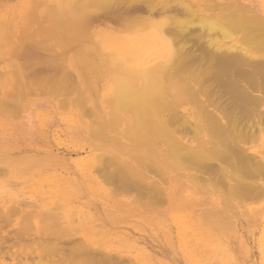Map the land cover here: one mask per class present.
Returning <instances> with one entry per match:
<instances>
[{
  "label": "bare ground",
  "instance_id": "obj_1",
  "mask_svg": "<svg viewBox=\"0 0 264 264\" xmlns=\"http://www.w3.org/2000/svg\"><path fill=\"white\" fill-rule=\"evenodd\" d=\"M141 1L142 0H140L139 2H141ZM149 1L146 2V4H150L151 10H152V8H154V9L156 8L155 12H157V10L161 8L160 10L162 12H164L163 14H162V12H160L161 14H159L162 17L157 16L158 12L156 14H154V16L151 15L154 18H155V16H157L156 19L159 17L158 21H156L152 17H151V20L153 19L154 21H151L150 18L146 17L147 14L150 15L151 10L149 11V13H147V11L149 9H145L146 15L144 16V14H143L141 16H144L149 21L143 20L142 18L141 19L143 20L144 23L148 22L147 24H144V23L141 24L142 22L140 24H137V23H139V21H137V23H136V22H134V20H132L131 21L132 24L130 23L131 24L130 25L129 22L127 23V21H129L128 19H130L131 16L129 18L126 17V19L127 18L128 19L127 20L125 19V20H126V23L129 24V26L126 27L127 31L125 30V28L121 27L122 29L125 30V31L124 30H121V31L127 32V33L122 34V33H114L113 32V33L108 34V35L103 34L104 36L99 37L97 41L95 40V42H93L94 39L92 38L91 39V40H93V41H91L92 44L96 43L94 45L95 46L97 45L95 49H94V47H95L94 45L83 42V41H87V40H85L86 38L85 39L83 38L84 40L82 38H80V36L82 35L81 33H80L79 38L81 39V41L83 40L82 41L83 43L80 41H77L79 38L75 37L77 39L76 40L73 37L76 40V42H74L72 40L75 45H78V43H80L82 45V46L79 45L77 47L73 45L74 46L73 48L76 47V50L78 49V52H81L80 50H82V49H79V48H82L84 46L83 47L84 51L83 50L82 51L85 53L79 54L76 50H74L75 53L77 52L80 55V57L82 55L83 56L80 58L79 55H77V58L75 57V59H77L76 61L73 58L74 64L70 65L69 67L65 66L66 62L64 59V55L61 56L62 57L61 59L64 60V61L63 60L61 61V64L63 62L64 66L59 65L58 59L60 57L58 58L57 57L58 55L56 56L58 59H56V57H54L55 55H53V57L55 59L52 58V59H54L53 61H55V60L57 61V63H56V61L54 63H56V65L57 64L59 65L61 70H63L62 73L67 74L66 77L68 79L71 76H73V74H74V76L75 75L77 76L78 82H76V80H74L73 77H71L74 80V84L71 85L72 87L70 86L69 94H71V90L72 91L75 90L77 92V96H79L78 99H80V98H82V99L78 100L76 97V101L74 99V101H72V104H74L73 102L77 103L79 101L80 102L82 101L83 105L80 103H78V104H80V106L82 105V107L84 108V106L87 105V104L85 105L84 102L89 103L93 99V98L91 99V97H90L92 95L91 93H93V95H95L94 92L97 93L96 94L97 99L95 100V102H93V103H95L94 107L93 108L90 107L91 111H92V113H90V114H91V116L99 119L98 120L99 122L95 121L96 119H93L94 120L93 122L98 123V124L96 123V125H98V127L96 126L98 129L92 128V130H95V131H93L95 135L92 133L91 134L92 137L90 135V138L101 139V141L103 143L100 144L99 146H97L96 148H97V150L99 148L102 149L101 151L103 153H104V151L107 152V154L105 152L104 155H103V153L102 154L99 153V155H101V156H99V155H98L99 157L97 156V158H98L97 161L100 163V165H98V166L96 165V166L98 167L99 170L101 169V171H99V175H100V173H105L104 174L105 176H103V174H101L104 177L105 181H108L110 179L113 182L118 183L117 184L118 186L120 185L119 183H121L122 184L121 187H123V184H124V186L126 185L129 188V190H131V191L133 189H134V192L139 191L141 196L138 194L137 195L140 197H144L145 194L147 196V194L149 195L150 193L154 192L153 193L154 195L153 194H150L151 196L149 195L150 198L151 197L153 198V196L158 195V194H156V192L160 191L159 189H163V187H162L163 185H167L166 183H173V182L181 183V189L187 190L192 185L194 187H191V188L198 189V190H194L193 192H191L190 195L195 194L197 196V195L203 194V196L204 195L206 196L208 194L206 197L207 200H202L201 202L200 201L197 202L198 205H196L197 203L195 204L196 201L194 203L192 201V204L196 205V207L191 206L192 204L189 206V204H188V206L184 207L185 209L183 208V210L182 209L180 210V212H181V218L180 219H181L182 223L185 225V229L188 232H190V237H191L190 239H192V242L194 240H195L194 242H198V239H201L200 237L199 238L197 237L198 232L196 233V231L203 230L205 228H206L204 230L205 232H208L209 230H211V228H212V230L217 229L218 226L219 227L223 226L224 228L227 227L228 229H230V231H232L231 227H232V229H234V226H235L234 220H232V219L234 217H238V216H239L238 219H240V216H247V215L255 217V218L260 217L259 220L261 222L263 221V224H261V225H264V14H261L258 10H256L251 5L243 3V2H239L236 0H230L228 2V4H226V5H222V2H220L218 0H153V1L151 0L152 2H154L153 3L154 5H151V1H150V3H149ZM117 2H119V4H120L122 1L121 0H119V1L118 0H0V8H2L4 6L13 7V8H10L9 10L3 11V12L0 11V24L5 23L6 21L7 22L10 21L11 23L16 22L15 24L17 26H19V25H23L22 23L29 20L30 15H32L31 17H33V19H35L34 16L36 17L38 15V16H42V18H43L42 19V23H44L43 27H45V23H47L48 20L50 21V19H48L47 17L52 18L53 21L57 22L58 24L64 25L63 27H65V28L66 27L69 28L70 25H71L70 27H73L72 26L73 23L74 24L84 23L83 25H85V23L87 24V22H90V21L96 22L98 20L97 22H100L99 18H102L103 15L106 13L104 10L107 11V7H108V9L109 8L111 9L110 6H112V5L118 6ZM135 2H136V0L134 1V3ZM139 2H137V3H139ZM134 3H132V4L137 5ZM155 3H156V5H155ZM142 4H145V2L143 1ZM142 4L140 6H142ZM146 4H145V8H147ZM126 5L129 6L128 4H126ZM157 5H158V7H156ZM171 5H173V6L175 5V6L173 7ZM152 6H154V7H152ZM159 6H160V8H159ZM161 6L163 8H165V11H167L170 7H173L172 8L173 10L169 11L171 9L170 8L168 10V12H170V13H167V12L165 13V11L162 10ZM178 6H179V8H178ZM138 7H139V5H138ZM175 7L178 9L179 12L181 9H182V12L185 11V16L182 15V17L181 16L179 17V15H181V14L177 15L179 12L177 10L176 11L178 13L175 12V10H174V9H176ZM129 8H128V10L126 8L127 13L126 12L125 13L128 14L126 16H129L131 14L128 12ZM141 8H142V10H144L143 6ZM160 10H158V11H160ZM115 11H112V12H115ZM138 11H139V8H138ZM141 11H139V12H141ZM108 12H109V10H108ZM135 13L132 12V14H135ZM109 14H111V16H112V13H109ZM137 14L135 15V17L137 16V20L138 19L140 20V18ZM151 14H153V12ZM120 15L121 14H119L118 17ZM122 16H124V15H122ZM109 17H107V18L109 19ZM103 18H106V17H103ZM113 18H117V15L115 17L112 16L111 19H113ZM111 19H109V20H111ZM132 19H133V17H132ZM104 20H103V22H104ZM125 20L123 22V20H121V18H119L120 22L125 23ZM35 21H36V19H35ZM38 21H41V18ZM117 21H118V19H117ZM50 22H52V21H50ZM55 22L53 23L54 27L57 26L58 29L60 31H62L63 29L61 30V28H59L62 25H60V26L56 25L55 26V24H56ZM63 22H65V23H63ZM97 22H96V24H97ZM103 22H102V24H103ZM36 23H37V21H36ZM93 23L91 24V26H90V24H87L86 31L88 30L89 26H90L89 28L92 29L91 27H93L92 26ZM133 23H136V24H133ZM39 24L42 25L41 23H39ZM66 24H69V26H67ZM110 24H111V22H110ZM10 26H11V24H10ZM103 26H105V25L103 24ZM6 27H8V26H6ZM38 27H39V25H38ZM80 27L81 26L79 25V28L76 30L77 32L80 31L79 30ZM111 27H109V28H111ZM47 28H48V26H47ZM42 29L43 28H41L39 31L45 32L44 29L43 30ZM50 29L51 28L46 29V30L48 31ZM56 29H55V32H56ZM69 29H71V28H69ZM59 30L57 33H59ZM66 30H67L66 33L67 34L69 33V36L73 32V29H72V31H70L66 28ZM117 30H118V28H117ZM52 31H54V30H52ZM83 31H80V32L83 33ZM86 31H84V33ZM89 31L90 30H88V32H87L88 34L85 33L87 36H90V34H91ZM192 31H196L197 35L196 34L195 35H196V37L198 36V39H200V41H199V40H196V38H195L194 41L196 40L195 42H197V44L194 43L193 46L195 45L197 48H201V50L197 51V49H195L196 47L193 48L191 45L190 47H192L196 51L192 50V49L190 50V48H189V52H188V49L186 50L185 47L192 43L191 36H194ZM49 33L50 32H48V35H49ZM189 33H190V35H187ZM191 33H192V35H191ZM75 34H73V35H75ZM60 35H61V33H60ZM28 36H26V38ZM65 36L67 37V35H65ZM82 37H85V35H82ZM19 38H21V37H18V40H19ZM56 38L57 37H55V39ZM189 38L191 40V41H189L190 44L187 42L189 40ZM192 39H193V37H192ZM59 40H61V39L59 38ZM68 40L71 41V38L68 37ZM10 41H12V40H10ZM20 41H19V43H20ZM24 41L25 40H23V42ZM72 41H71V43H72ZM63 42H62V44H63ZM198 42H201V43H198ZM21 44H20V46H21ZM39 44L41 45L42 43H39ZM48 44H49V42L47 44H45L46 47L48 46ZM65 44H63V45H65ZM85 44H86V49H85ZM199 44L200 45L203 44L202 47L201 46L198 47L197 45H199ZM69 45H71V44H69ZM60 46L62 47V45H60ZM49 47L50 46H48L46 49H48ZM66 47L68 48L70 46H66ZM23 48H24V46H23ZM43 48H45V46H43ZM65 48L63 46L62 52L67 49V48L66 49ZM73 48H71V49L73 50ZM87 48H89V49H87ZM187 48H188V46H187ZM18 49H19V47H18ZM18 49L17 48L13 49V51L14 50L16 51ZM96 49H97V51H96ZM29 50H31V49H29ZM29 50H22V52H25V51L29 52ZM42 50H44V49H42ZM87 50H89V51L93 50V51L92 52L90 51L91 52V54H90V52ZM13 51H12L13 54L11 53V57L12 56L14 57L15 51L14 52ZM18 51H20V50H18ZM44 51H48V50H44ZM44 51H42V52L47 53ZM54 51H56V50H54ZM74 51H72V52H74ZM193 51H195V52H193ZM49 52L50 51H48V53ZM190 52L192 54L195 53V56H192V54ZM198 52H200L201 54ZM8 53H9V49H7L5 45H0V108H2V106H4L7 103V101H6V103L4 102L5 101L4 97H7V98L9 97V99H10V97H13L12 99H15L14 94H12V92H9L11 89H14V91H16L15 96L17 97L19 95L20 99H21L22 94H24V96L27 95L26 98L24 96H22V98H24V99L21 100V102L23 101L21 104L25 105L24 110L21 111V109H20V111H19V107H18L16 111H19V112H16V113L13 112L12 107L14 105L18 106V104H14V103H13L14 104L13 106L6 105L7 107H5L4 109L6 111L7 110L6 108H9L12 111L11 112L9 109L7 110V111H9L8 115L12 117L11 121H14L13 123H15L14 127H13L15 129L13 131V136L22 135L25 139H27L28 141L29 140L31 141V140L35 139L36 137H38V135L43 133L42 132V126L44 124L45 119H43L42 116L47 115V111H46L47 108L46 107L53 105V102H54L52 100L51 101L44 100L41 97L48 96L49 98L52 97L54 99V97L60 96V94H62V92L65 89H67V91L66 90L64 91L65 93H63V95L66 94V96L64 97V101L66 102V104H68L69 103V102H67L68 98H66L67 96H69V94L67 93L68 92L67 86L70 85L72 81L66 80L67 78L64 76V74H62V75L66 79L63 76H62L63 78L61 79V77L57 76V73H55L56 76L60 78L57 81L66 80L70 83V84L68 83V85L66 86V85H64L65 84L64 82H63L64 83L63 84L62 82L59 81L60 83H62L60 85V83L58 84V82L56 81V83L58 84V85H56V83H54L53 81L56 80L57 78L55 79L53 77L54 80L51 79L52 76H54V75H52L53 73L51 74V77L48 78L45 75V73L43 72L45 77L49 80L50 84H53V85L55 84L56 87L54 89H50L51 86L49 88L42 86L44 91H40L39 85L44 84L42 82V80L39 79L40 80L38 82L39 84L34 85L32 82L33 81L32 77L29 75H26L27 77H31V79L29 78L31 80V82H29V81H27V82H29V85H30L32 90L28 94L23 93V90H26V89H24V87L26 88V86H27L26 80H28V79L25 80V78L23 77V73L20 72L21 74H18L19 71L15 69L17 66H19V65H16V64H18L19 61H17V63L15 64L16 67L14 68V70L11 71V66L8 65V62L10 61L11 57L9 59L7 58ZM17 53H19V52H17ZM75 53L74 54L72 53V57L74 55L76 56L77 53L76 54ZM96 53H98V54H96ZM20 54L22 55L21 52H20ZM26 54H28V53H26ZM66 54H68V53H66ZM84 54H87V56ZM94 54H96V55H94ZM196 54H200L201 56L197 57ZM49 55L52 57V54L49 53ZM88 55L91 57L94 55L93 56L94 59L91 60V57H89ZM84 56H85V58H84ZM97 56L99 57L98 60H97V58H98ZM29 57H27V58H29ZM45 57H46V55L43 54L42 58H45ZM78 57H79V59H78ZM15 59H18V57L17 58L15 57ZM11 60H13L12 63H15L13 58ZM31 60H33V59H31ZM37 60L38 59H36V61ZM49 60H51V59H49ZM49 60H47V61L49 62ZM78 60H79V62H78ZM94 60H96V62ZM97 61H98V63H97ZM50 62L52 64V66L53 65L56 66L55 64H53L52 61H50ZM76 62L79 63V66L81 65L80 68L77 64H75ZM80 62H82V64ZM90 62L91 63L94 62L93 63L94 67H93V65H91ZM22 63H20V64H22ZM38 63H40V62L38 61ZM97 64H99V66ZM12 65L14 66V64H12ZM40 65H42V64H40ZM95 65H97L98 68H96ZM54 66H53V68H54ZM41 67H43V66H41ZM62 67H64V69ZM67 67L70 70H67ZM82 67H83V70H82ZM99 67H100V70H99ZM30 68H31V66H30ZM34 68H35V66L32 67V69H34ZM60 68H57V69L60 70ZM77 68L80 69L79 70L80 72L78 71ZM95 68L98 69L99 71L96 70ZM15 70H16V72L17 71L18 72L13 73V72H15ZM41 70H43V69H41ZM41 70L38 69V71H41ZM22 71H23V69H22ZM25 71H26V73L28 71L29 72L28 74L31 73V70L30 71L25 70ZM56 72H57V70H56ZM32 73H33V77H34L35 73H36V75H38L37 71H35V73L34 72H32ZM58 73L61 74V72H59V71H58ZM16 74H18V78H17ZM209 74H211V77H212V78L211 77L210 78L212 80H214V82H217V83H215V85H213L214 82L212 81L211 84H212L213 88H211V89L216 90V87H217L216 84H217L218 85L217 91H221L222 94H224V96H225V94L227 95L224 97V99H226L229 96V98L226 100L230 104L225 101L226 104L229 106V108H228V106H226V104H225L226 108H224V107L222 108V106H220V104H218L219 100L217 101L218 103L217 102L215 103V101L213 99H211L214 96L213 94L211 96H209V94H208V89L210 88L209 80L211 81V79H209L208 77H207L208 79L206 78V76ZM21 75H22V77H21ZM68 75H70V77ZM36 77L37 76H35V78ZM17 79H19V80H17ZM51 80L53 83L51 82ZM44 82L46 83V84H44V86L49 84V82L46 80ZM84 82L85 83L88 82L91 85L90 86V85L85 84L88 87L86 88L84 86V90L82 89L84 92H85V90H88V89H90V91L93 90V91H91V93L89 91V96H87L88 95L87 94L85 96V98H84L85 93L83 94V91L81 90V88L75 87L76 86L75 84L78 83V86H81L82 83H84ZM25 83H26V86H25ZM59 85H60V87H59ZM62 86L63 87L65 86L67 88L64 87L62 89ZM92 86L93 87L95 86V87L93 88ZM28 88L29 87L27 86V89ZM59 88H61L62 90L57 91ZM95 88H96V90H95ZM78 90L81 92V94ZM217 91H215V92L218 94L219 92H217ZM17 92H20V93L17 94ZM21 92H22V94H21ZM59 92H60V94H59ZM56 93H58V95ZM55 94H56V96H55ZM82 94H83V96L80 97V95H82ZM63 95H61V96H63ZM220 95L221 94H218L219 97L223 96V95H221V96ZM20 99H17V100L20 101ZM229 99H230V101H229ZM59 102H61V104H64V103H62V101H59ZM225 102H223V103H225ZM61 104H60V106H61ZM78 104H76V106L74 104V106L80 107V106H78ZM222 105H224V104H222ZM8 106H10V107H8ZM15 108H16V106H15ZM13 109H14V107H13ZM60 109H64V108L62 107ZM82 110H80V111H82ZM0 111L4 112V111H2V109ZM93 111H94V113H93ZM10 112H11V114H10ZM82 113H83V111H82ZM85 115H84V117H85ZM91 116L88 117L89 120H90ZM244 118H246L245 121H244ZM67 121H71V120H69V118H68ZM244 122H246V123H244ZM247 124H249L248 128H246ZM6 125H8V124H5L4 126H6ZM251 127H253L254 129L256 128V130L259 131L258 134H257V132H254L255 130L253 131ZM9 128H10V126L8 127V129ZM249 128H250V131H252L251 133L247 132ZM90 130H91V128H90ZM96 130H98V131H96ZM107 131H109L108 133H110V135L107 133ZM93 136H95V137H93ZM109 139L114 141V142L111 141L113 145L111 144ZM105 142H110L109 144H111L113 146V151L110 149V148H112V146H110L109 144H107ZM5 146H6V143H5ZM93 146L95 147L96 144L95 145L93 144ZM92 150H94V149H92ZM109 152L111 153V155H108ZM1 153H3V152H1ZM6 154L7 153H3L0 155V156L5 155V157L2 156L3 158L0 159V162L3 161L2 162L3 164H4V161L8 162L9 164L12 163V169L14 168V170H15L17 168L16 166L18 163H14V162H19L20 159L18 161H14L12 159L14 161L13 162L11 160V158L8 157ZM8 154H9V152H8ZM55 155H57V154H55ZM55 155H53V156H55ZM50 156H51V158L53 157L52 155H50ZM57 156H55V157H57ZM22 158H21V160H25L24 157H22ZM26 158H28V157H26ZM41 158H40V161H44V159L42 160ZM60 158L61 157H59V159ZM99 158H100V161H99ZM105 160H106V162H111V165L113 164V168H112V166H111L112 169L110 168L111 170L107 169L108 170L107 171L105 169L106 167H104V168L100 167ZM38 162H39V160H38ZM77 163H79V162H77ZM42 164H43V162L41 164L36 165V166L33 164L34 166L32 167V169H30V165L32 166V163H31L28 167L29 169H27V168H25V169L27 171L30 170L29 172H31V170L36 169L37 166H41ZM46 164H48V163H46ZM108 168H109V166H108ZM12 169H11V171H13ZM203 169H205V171L207 170L208 173L209 172L212 173V174H208V176L206 178V179H208L210 176V181H208V182H210L211 184H209L207 182V180H205V179H203V182H202V180L199 181L201 179V177H198L197 171L200 170L199 175L203 176V171H204ZM23 170H24V168H22L21 174H24ZM102 170H104L105 172ZM192 171L193 172L196 171L197 173H192ZM4 172H5V170H4ZM2 173H3V171H2ZM7 173H8V171H7ZM37 174H39V173H37ZM205 174H204V176H205ZM213 174L217 175L216 176L217 179L215 178V176ZM27 175H28V173H27ZM211 175H213V177ZM103 177H102V179H103ZM213 178H214V180L216 179L215 183H213ZM109 183L110 182H108V184ZM35 185H37V184H35ZM210 185L212 186V188L214 187L213 188L214 190L210 189ZM140 188H143V189L145 188V190L147 189L146 191H148L150 193L143 191L145 193V194H143V192H141L142 190L140 191ZM60 189L61 188H59L58 191L54 192L55 198H53L52 201L50 200L51 203H50V207H48V210H45V211L43 210V212H44L43 214L45 216H46L45 212L48 211L47 215H51L50 217L52 218V220H50V218H49V220H47V219H45L47 217L42 215L41 221H43V223L45 220H47V221L43 225H41V228H42L41 230L42 231L43 230H45V231L49 230V232H50L51 230H54L56 228H60L59 230L56 229L57 231H60L58 233H55L54 231H52L57 235H55L54 233H52V234H54V236H58L59 234H63V236H61V237L69 236L71 238V240L69 242L70 243L74 242L73 244L76 243L78 245V247L74 248L76 245L72 246L75 249V250H73L74 252L72 251V248H70V251H72L71 255H64V253L66 254V252H65L66 250L65 251L64 250L59 251V252L63 253L64 257L60 256L62 254H60L58 252V254H60V255H58L60 257V259H57V256L55 254L58 251L57 249H59V248H57V246L58 247L60 246L59 244L57 246H56L57 243L53 244V245L51 244L52 246L51 245H47V246L43 245V241H44L43 237H42L43 241L42 242L40 241L41 243L37 240L36 242H33V244L34 243L35 244L37 243V245L41 244L44 247L40 249V247L38 246L39 247V248L37 247L38 249L48 250V251H46L47 253L48 252L55 253L54 255L56 256V259L55 258L53 259V261H54L53 264H84L85 262H86V264H89L91 262V259H89V256L86 257V255H87L86 250L87 249H91V250L93 249V252H94V249L96 250L97 248H100L99 247L100 240H104V238L103 239H98V238L101 235L103 237H105V236L107 237L108 235H106V234H112V233L114 234V232H112V233H110V231L101 232L102 230H100V228L89 227L84 222L83 223L81 222L80 224H78L79 226L77 225L78 226L77 228L73 227L74 222L72 219L75 216H77L78 214H80L79 215L80 218L83 215V213H85V215H86V212L84 211L85 209L83 208L84 210H82V209L79 210V209H76L77 207L76 208L71 207L69 205V203L64 204L65 201H60L59 200L60 193L64 188H62L61 190ZM135 189H137L138 191L137 190L135 191ZM115 191H117V189ZM161 191L163 192L164 190H161ZM51 192H53V191H50V193ZM127 192H128V190H127ZM215 192H218V194ZM120 193H121V191H120ZM157 193H159V192H157ZM113 194H115V193H113ZM128 194H125V196ZM215 194H217V195L220 194L222 196L221 197L219 195L221 198L218 197V199L223 202V203H221V204H223L222 208H221L222 210H218L216 212L212 209L206 210V208L205 209L203 208L206 212L204 211L205 212V213L203 212L204 214L200 213L202 211V210H200L201 209L200 206H203L206 203L209 204V203L214 202L215 200H213V198H214ZM161 196H162V194H161ZM161 196L159 198H161ZM135 197H136V195H135ZM140 197H138L139 199L137 198L139 200V202L145 203V201L148 199L146 197L147 199L145 201H141ZM176 197H177L176 191L174 193L170 192V193L166 194V198L169 201H173V199H175ZM163 198H164V196H163ZM144 199H145V197H144ZM160 200H162V199H160ZM246 200H254L255 202H258L261 200H263V201H261L260 203H257V204H259V206L254 207V206L248 205L246 203ZM148 201L149 200H147V202H146L147 204H149V202L151 200L149 202ZM25 202L27 203L29 201H25ZM67 202H69V201L67 200ZM152 202H150V204H151V206L153 205L152 207H154L155 204H157V203L152 204ZM26 203L22 207V211L24 210L23 208L27 206ZM33 203L36 204V202H33ZM27 204H29V207L32 205H35V204H32V202L27 203ZM165 204H166V202L164 203V205ZM19 205L22 206L21 204H19ZM2 206H4V205H0V207H2ZM12 206L14 207V204L11 205L10 208H13ZM156 206H158V204ZM156 206L154 208H157V210H158L159 206L158 207H156ZM36 207H37V204H36ZM36 207H34V208H36ZM160 207H163V205ZM198 207H200V208L198 209ZM10 208H9V210H11ZM14 209L16 210V207H14ZM14 209H12V210H14ZM146 209H148V208H146ZM17 210L19 211L20 209L17 208ZM17 210H16V214L12 211L11 212L14 213L15 216L17 215V213L20 215L19 212H21V211L17 212ZM152 210L153 209H151L150 212ZM31 211H32V209H31ZM158 211H160V210H158ZM29 212H28V214H29ZM32 212H30V213L33 215ZM24 213H25V211H24ZM36 213L34 211V214H36ZM0 214H1V208H0ZM31 214H29V215L26 214L27 215L26 217H25V214H23V216L25 217V219H27V217H29ZM8 215H9V211H8ZM161 215L164 216L163 213ZM3 216H5V214H3ZM89 216H90V214H89ZM215 216H216V218H215ZM24 217H23V219H24ZM204 217L206 218L207 221L205 220ZM218 217H221L220 219H222V221H223L222 222L220 220L222 223L220 222L219 224H221V225L216 224L218 222V220H216V222H214L215 221L214 219H218ZM202 218H204V223L201 222ZM31 219H33V217ZM31 219L28 218V220H31ZM61 220H63V222H61ZM6 221L8 222L9 219H7ZM10 221H11L10 223H12L13 219L12 220L10 219ZM27 222L28 221H25L26 224L32 223L30 221H29L30 223H27ZM75 222H77V221H75ZM94 222H95V220H94ZM58 223H60V224H58ZM205 223H207V224H205ZM41 224H42V222H41ZM63 224L64 225L66 224V225L63 226ZM95 226H98V225H95ZM216 226H217V228H216ZM31 227H33V226H31ZM22 228H24V227H22ZM28 228H30V227L27 226L26 230ZM224 228H222L223 231H224ZM0 229H1V226H0ZM236 229H237V227H236ZM26 230H24V231H26ZM41 230H40V236H41V232H42ZM19 231L21 232V230H19ZM35 231L36 230L34 228V233H36ZM10 232H11V230H10ZM26 232H25V234H26ZM46 232H48V231H46ZM46 232H43V233L45 234ZM31 233H33V232H31ZM208 233H209L208 235H210L209 238L212 239L213 236L210 233V231ZM224 233H226V232H224ZM46 234L49 235V233H46ZM103 234H105V236ZM7 235L9 236V232L7 233ZM28 235H29V233H28ZM93 235H95V236L92 237ZM218 235H220V233ZM227 235H225L226 238H227ZM36 236H37V234H36ZM46 236H45V238H46ZM14 237H15V235H14ZM61 237L58 236V237H55V239H54L53 235L51 237L49 236V238L51 239V241L53 243L58 242V240H56V238L57 239L60 238L59 242H61V243H62L61 240L65 241L64 240L65 237L64 238H61ZM69 237H68V239H69ZM108 238H110V236H108ZM27 239H29V238H27ZM50 239H49V242H50ZM68 239L66 238V240H68ZM22 240H24V239L22 238ZM39 240H41V239H39ZM19 241H21V240H19ZM202 241H204V240L202 239ZM208 241H210V240H208ZM211 241H213V239ZM14 242H16L15 239H14ZM190 242H191V240H190ZM225 242L227 243V241H225ZM5 243L3 245L6 246L8 242L6 244ZM10 244H12V243H10ZM25 244H27V243H25ZM18 245H20V244H18ZM204 245H205V242H204ZM206 245H207V243H206ZM61 246L63 247V244ZM209 246H211V245H209ZM28 247H30L29 244H28ZM70 247H71V245H70ZM32 248L33 247L31 246L30 249H32ZM2 249H4V248H2ZM17 250L18 249L16 248V251ZM91 250H89V251H91ZM9 251L11 252V250H9ZM23 251H22L23 253H21V252L18 253V254H20V257L25 252H27V251H25V249H23ZM32 251H35V248H33ZM89 251H88V254L91 255V252L89 253ZM101 251H99V254L103 255L101 257L105 258L106 257V256H104L105 252L103 251L104 253L103 252L101 253ZM6 252H7V250H6ZM42 252H44V251L42 250ZM42 252L40 251L39 256H42V254L45 255V253H42ZM0 253H1V251H0ZM28 253L29 252H27L26 254L28 255ZM33 253L34 252H32V254H30L31 257L36 256V254L33 255ZM96 253L97 252H95L94 254H96ZM16 254L14 253V255H15L14 257L17 258ZM68 254H69V252H68ZM94 254H92V256H94ZM111 254L108 253V255L107 254L106 255L108 256V258H113V256L109 257V255H111ZM44 255H43V257H44ZM54 255L52 257H55ZM112 255H114V254H112ZM39 256H37V258H39V260H40L39 264L41 263V261H42V264H45V263L47 264V262H45V263H43V262L48 261L49 258L47 260L46 259H40L42 257H39ZM47 256H45V257H47ZM49 257L51 260L52 257L50 255H49ZM96 257H95V259H97ZM86 258H87V260H86ZM99 259L101 260V258H99ZM105 259L103 261H105ZM129 259H131V257ZM25 260L28 261L29 260L28 257H27V259H24V261H22V259H21L22 262L26 263L27 261L25 262ZM35 260H38V259H35ZM35 260L33 257V261H35ZM100 260H99V262L102 263L103 261L101 260L102 261L101 262ZM7 261H8V259H7ZM21 261H19V262L17 261L18 263H16V264H20ZM30 261H31V258H30ZM78 261H80V262H78ZM109 261H112V260H109ZM132 261H133V259H132ZM29 262H27L26 264H28ZM87 262H89V263H87ZM114 262H115V260H114ZM112 263L113 262H111L110 264H112ZM31 264H33V263H31ZM93 264H96V263L94 262ZM104 264H106V263H104ZM119 264H122V262L120 263V261H119Z\"/></svg>",
  "mask_w": 264,
  "mask_h": 264
},
{
  "label": "rangeland",
  "instance_id": "obj_2",
  "mask_svg": "<svg viewBox=\"0 0 264 264\" xmlns=\"http://www.w3.org/2000/svg\"><path fill=\"white\" fill-rule=\"evenodd\" d=\"M121 1L122 2L120 4H119V2H117L118 6H115V5L110 6L111 9L110 8L108 9V7H107V11L104 10L106 13L103 15V17H106V18H103V17L102 18H99V21L100 22H97L98 20L97 21L95 20L97 22V24L94 21L87 22V24H90V26L94 22L93 25H92L93 27H91L92 29L89 28L90 26L88 27V30H90L89 32L91 33V34L89 33L90 36H87L86 35V34H88L87 33L88 30L86 31V29H87V24L86 23H85V25H83L84 23H81L82 25L81 24H78V23L77 24H74L73 23V25H72L73 27H70L71 25L69 26V24H66L71 29H69L68 27H66V28L68 30H70V31H72V29H73V32H74V33L72 32V34H70V36H69V33L68 34L66 33L67 32L66 28L63 27L64 25L58 24L57 22L53 21L52 18L47 17L52 22H50L47 19L48 21H47V23H45V27H43V24H44V23H42V19L43 18H42V16H38V15L36 17L33 15L38 24L36 23L35 19H33V17H31L32 15L29 16V18H30L29 20H27L24 23H22L23 25H19L20 27L15 24L16 22L11 23L10 21H8V22L6 21L5 23H1L0 24V45H5L6 48L9 49V53L7 55V58L9 59L11 57V53H12L13 49H16V48L18 49V47H19L18 50H20V51H18V50L15 51L14 50L15 51L14 57L12 56L11 59L13 58L15 63H12L13 60L10 59V61L8 62V65L11 66V71L14 70V68L16 67V65H19V66H17L15 68L16 70L19 71V72L17 71L18 74L23 73V77L25 78V80L28 79V80H26V83H27V86L29 88L27 89V86H26V83H25L26 88L24 87V89H26V90H23V93H27L28 94L32 90L31 87H30V85H29V82H31V80H30L31 77H32V80H33L32 82H33L34 85H38L39 84L38 83L40 81L39 79H41L42 82L44 84H46L44 81L46 80V81L49 82V80L45 77V75L48 78H50L52 73H53L52 75H54V76H52L51 79L54 80V78L55 79L57 78L56 80L53 81L54 83H56V81L58 79H60L59 77H61V79L64 76L66 77L67 74L62 73L63 70H61V68L59 67V65L60 66H64L63 65V62L61 64V61L63 60V59H61L62 58L61 56L64 55V59H65V62H66V64L65 63L64 64H65V66H68L69 67L70 65L74 64L73 58L75 59V57L77 58V55L85 53V52H83L84 51L83 50L84 49L83 48L84 46L82 48H79V49H82L83 51L80 50L81 52H78V49L76 50V47L79 46V45H81V44L78 43V42H77L78 45H75L74 44V42H76V40H77L75 37L79 38L80 33L82 35H85V37H82V35H81L80 38H82V39L83 38L84 39L86 38L85 40H87V41H83L84 40L83 39L82 40L83 42L92 44V42H91V41H93V40H91L92 38L94 39L93 42H95V40L97 41L99 37L104 36L105 34L108 35V34H111L113 32L114 33L126 34L127 32H122L121 30H124L122 28H125V30L127 31V28L126 27L129 26V24L131 23L132 20H134V22H136V23H137V21H139V23H137V24H140L141 22H142L141 24H143L144 23L143 20H147L144 16L146 15V10L145 9H149L147 11V13H149V11L151 10L150 9L151 8L150 4H146V2H148L149 0H147V1L146 0H142L141 2H139L140 0H136L135 3H134L135 0H130V1L129 0H124V1L121 0ZM143 1L145 2L147 8H145V4H142ZM150 1H149V3H150ZM152 1H151V5H154L153 4L154 2H152ZM218 1L222 2V5H226V4H228V2L230 0H227V1L226 0H218ZM236 1L249 4L252 7H254L256 10H258L261 14H264V0H244V1L243 0H236ZM137 2H139V3H137ZM132 3L137 4V5H133ZM140 3L142 4L144 10H142V8H141L142 6H140L141 5ZM126 4H128L129 6H127ZM138 5H139V7H138ZM155 5H156V3H155ZM171 6H173V5H171ZM137 7L139 8V11H141V10L142 11L139 12ZM152 7H154V6H152ZM156 7H158V5ZM173 7H170L171 9L169 8L170 10L169 9L168 10L169 11H172L173 10L172 9ZM10 8H13V7L4 6V7L0 8V11L3 12V11H6V10H9ZM126 8H127V10L129 8V11L128 12L131 13L129 16H126V15H128V14H126L127 13L126 12ZM159 8H160V6H159ZM178 8H179V6H178ZM160 9H158V10H160ZM108 10H109V12H108ZM155 10H156V8L155 9L152 8V10L150 11V15L147 14L146 17L150 18V20H151V17L154 18L153 16L157 12H158L157 13V16L162 17V16L159 15V14H161L160 12H162V11L161 10L160 11L157 10V12H155ZM162 10L165 11V8L162 7ZM168 10L165 11V13L166 12L167 13H170V12H168ZM174 10H175V12L178 11L177 8L174 9ZM112 11H115V12H112ZM132 12L133 13L136 12V13L135 14H132ZM152 12H153V14H151ZM109 13H112V16H114V17L117 15V18L111 19L112 16ZM163 13L164 12H162V14ZM119 14H121V15L118 17ZM136 14L139 16L140 20L139 19L137 20V16L135 17ZM143 14H144V16H141ZM179 14H181V15H179ZM122 15H124V16H122ZM151 15H153V16H151ZM177 15H179V17L180 16L182 17V15L185 16V11L182 12V9H181L180 12ZM157 16H155V18H154L156 21L159 20V17L156 19ZM107 17H109V19H111L112 21L109 20ZM126 17H128V18L130 17V19H131L130 20V19L127 18L129 20V21H127V23L129 22V24L126 23V20H127ZM132 17H133V19H132ZM40 18H41V21H38V20H40ZM119 18H121V20H123V22L126 19L125 20V23L120 22L119 21ZM117 19H118V21H117ZM103 20H104V22H103ZM147 21H149V20H147ZM151 21H154V20L152 19ZM54 22L56 23L55 26L56 25H59V26L62 25L59 28H61V30L62 29L63 30L60 31L57 26L54 27V25H53ZM102 22H103V24L105 26H103ZM110 22H111L112 25L110 24ZM39 23H41L42 25H40ZM63 23H65V22H63ZM136 23H133V24H136ZM147 23L148 22H145L144 24H147ZM10 24H11V26H10ZM38 25H39L40 28L38 27ZM79 25L81 26L79 30L80 31H83V30L86 31L85 32L86 34L84 33V31H83V33L80 32L79 30H78L79 32L76 31L79 28ZM6 26H8V27H6ZM47 26H48V28H47ZM109 27H111V28H109ZM114 27L115 28L117 27L118 30H117V28L115 29ZM41 28H43L45 32L39 31ZM45 28L46 29L51 28L54 31H52L51 29H50L51 31L50 30L47 31ZM56 28L59 30V33H57L58 30ZM55 29H56V32H55ZM48 32H50L49 33L50 36L48 35ZM60 33H61V35H60ZM192 33L194 35V36H191L192 43L190 44L189 41H191V40L189 38V40L187 42L190 45H187L188 48H187V46L185 47L186 50L188 49V52H189V48H190V50L191 49L192 50L197 49V51L201 50V48H197L195 45L193 46L194 43L197 44V42H195V41L196 40H199L200 41V39H198V36L196 37V35H197L196 31H192ZM192 33H191V35H192ZM73 34H75V35H73ZM65 35H67V37ZM187 35H190V33L187 34ZM26 36H28V37L26 38ZM18 37H21L22 39L19 38V40H18ZM55 37H57V38L55 39ZM68 37H70L71 38V41L73 40L74 42L72 41V43H71V41L68 40ZM192 37H193V39H192ZM59 38L62 41L59 40ZM80 38L77 41L82 42ZM195 38H196V40L194 41ZM10 40H12V41H10ZM23 40H25V41L23 42ZM19 41H20V43H19ZM48 42H49L48 46H50L49 48L51 50L49 48L46 49L48 46L46 47L45 44H47ZM62 42H63V44H65L66 42L67 43L65 45H63ZM39 43H42L43 45L42 44L40 45ZM198 43H201V42H198ZM20 44H21V46H20ZM59 44L62 45V47ZM69 44H71V45H69ZM94 44H96V43H94ZM94 44H92V45H94ZM29 45L30 46L32 45V46L30 47ZM73 45L76 46V47L73 48L74 47ZM191 45H192L193 48L194 47H196V48L193 49L192 47H190ZM202 45L203 44H201V45L199 44L197 46L198 47L199 46L202 47ZM23 46H24V48H23ZM43 46H45V48H43ZM63 46H64V48L66 46H70V47H68V48L66 47L67 49L65 48L66 50L64 49L65 51L62 52ZM96 46L94 47V49L96 48ZM20 48L22 50H29V49H31V50H29V52L28 51H25L29 55L26 54L25 52H22V50ZM71 48H73V50ZM42 49L50 51L49 53L52 54V57L49 55L48 51H44ZM85 49H86V44H85ZM87 49H89V48H87ZM54 50H56V51H54ZM71 50L72 51L76 50L79 54L77 52H76L77 53L76 54L75 51L72 52ZM42 51L47 52L48 54L47 53H43ZM87 51H89V50H87ZM90 51L92 52L93 50H90ZM96 51H97V49H96ZM195 51H193V52H195ZM17 52H19V53H17ZM20 52L22 53V55L20 54ZM91 52H90V54H91ZM66 53H68V54H66ZM72 53L73 54L75 53L76 56L74 55L72 57ZM198 53H200V52H198ZM43 54L46 55L47 58L46 57L45 58H42L43 57ZM96 54H98V53H96ZM96 54H94V55H96ZM200 54H196L197 57L198 56L200 57L201 56ZM53 55H55L54 57H56L57 55H58L57 56L58 58L60 57L59 59L56 57V59L59 60V62H58L59 65L58 64L56 65V63H57L56 60H55L56 63H54L55 61H53V60L55 58L53 57ZM84 55L87 56V54H84ZM192 56H195V53H193ZM15 57L16 58L18 57L19 60L18 59H15ZM27 57H29V58H27ZM79 57H80V55H79ZM79 57H78V59H79ZM89 57H91V56H89ZM92 57H91V60L94 59V57L93 58ZM52 58H54V59H52ZM84 58H85V56H84ZM31 59H33L34 61L31 60ZM36 59H38V60L36 61ZM49 59H51V60H49ZM98 59H99V57L97 58V60ZM47 60H49V62ZM76 60L77 59H75V61ZM17 61H19L20 63H22V62L23 63L20 64L18 62V64H16ZM38 61L40 63H38ZM50 61H52L53 64L56 65V66L53 65L54 68H53V66H52V64H51ZM94 61L96 62V60H94ZM78 62H79V60H78ZM78 62H76L75 64H77L79 66V63ZM80 63L82 64V62H80ZM93 63H91V65H93V67H94V64ZM97 63H98V61H97ZM12 64H14V66ZM40 64H42V65H40ZM97 65L99 66V64H97ZM97 65H95L96 68H98ZM30 66H31V68H30ZM34 66H35V68L37 70L35 68L32 69V67H34ZM41 66H43V67H41ZM80 66H79V68H80ZM56 67L57 68H60V70L57 69ZM68 67H67V70H70V69H68ZM62 68L64 69V67H62ZM79 68H77L78 71L80 70ZM22 69H23L24 72L22 71ZM38 69L39 70L43 69V70L38 71ZM16 70L13 73H17ZM25 70H29V71L31 70V73L28 74L29 72L27 71V73H26ZM56 70H57V72H56ZM82 70H83V67H82ZM96 70H98V69H96ZM99 70H100V67H99ZM35 71H37V74L38 75H36ZM58 71L61 72V74L58 73ZM32 72L35 73L34 74V77H33V73ZM43 72L45 73V75H44ZM55 73H57V76H59V77H57ZM18 74H16L17 75V78H18ZM62 74H64V76ZM26 75H29L31 77H27ZM35 76H37L36 77L37 79L35 78ZM68 76L70 77V75H68ZM21 77H22V75H21ZM71 77H73V79L76 80V82H78V79H77V76L76 75L74 76V74H73V76H71ZM207 77L209 79L212 78L211 77V74L207 75L206 78ZM70 78L69 79L67 78L66 80L72 81L71 84L68 81H66V80H62V81L59 80L62 83L64 82L65 84L64 83L63 84L66 85V86L68 85V83L70 84V85L67 86L68 87V92H67L68 94L70 92V86L72 84H74V80L72 78L71 79ZM17 80H19V79H17ZM52 80H51V82H52ZM27 81H29V82H27ZM59 81H57L58 84L60 83ZM212 81L214 82V80H212V79H211V81L209 80L210 83L208 82L210 84V88L208 89L209 96H211L213 94L214 96L211 99H213L215 101V103L219 100L218 101L219 103L218 102L217 103L220 104V106H222V108L223 107L226 108V106H228L226 104V102H228L226 99H228L229 96L226 99H224V97L227 96V95L225 94V96H224V94H222L221 91H217L218 90L217 89V87H218L217 84H216V86H217L216 87V90L211 89V88H213L212 87V84H211ZM62 83H60V85ZM215 83H217V82H214L213 85H215ZM44 84L39 85V90L40 91H44V89L42 88V86L43 87H47V88H49L51 86L50 89H54L56 87V85H58L56 83V85L54 84L55 85L54 86L53 84H50V82L48 84L49 86L48 85H45L44 86ZM85 84L90 85L88 82L87 83L84 82V83H82L81 86H78V83L75 84L76 85L75 87H77V88L79 87V88H81V90L82 89L84 90V86L86 88L88 87ZM60 85H59V87H60ZM64 87L62 86V89ZM67 87H65V88H67ZM62 89L59 88L57 91H61ZM65 90L67 91V89H65ZM95 90H96V88H95ZM64 91L62 92V94H60V92H59L60 96L54 97V99L52 97H51L52 98L51 99L48 96L41 97L44 100H48V101H51L52 100L54 102H53V105H50V106L46 107L47 108L46 109L47 115L42 116V118L45 119L44 120V124L42 126V132L43 133H41L40 135H38V137H36L35 139H33L31 141L30 140L28 141L22 135L13 136V131L15 130L13 127H14V124L15 123H13L14 121H11L12 117L8 115L9 111H7V110L9 108H6L7 109L6 110L7 112L4 109L5 107H7L6 105L13 106L14 104H18V106L17 105H14L13 106L15 110L12 107V111L16 113V112H19L20 109H21V111L24 110L25 109V105H22L21 104L23 102V101L21 102V100L24 99V98H22V96H24V94H22V92H21V94H22L21 95V99H20V96L19 95L17 96L18 97L17 98L15 96L16 91H14V89H11L9 92H12V94H14V98L15 99H12L13 97H10V99H9V97L8 98L7 97H4V99H5L4 102L6 103V101H7V103L4 106H2V108H0V110L2 109V111L5 112L4 113V112H1L0 111V153L1 152L7 153L6 155L8 157H10L11 160L12 159L14 161H18L19 159L20 160H19V162H14L12 160L14 163H18L17 166H16L17 168L15 170H14V168L12 169V163L9 164L8 162L4 161V164H3L2 163L3 161L0 162V175H1L0 176V205H4V206L0 207L1 208V214H0V226H1V229H0V231H1L0 232V244H1L0 245V251L2 253V254L0 253V264H9V263L10 264H16L19 261H21V259H22V261H24V259H27V257H28L29 260L28 261L25 260V262L26 261L29 262L30 261V258H31V261L32 262L30 261L29 262L30 264L31 263H33V264H39V261L40 260H39V258H37V256L40 255V251L42 252V250L44 251L42 253H45V255L42 254V256H39V257H42L40 259H46L47 260L49 258L48 261H44L43 260L44 261L43 263L47 262V264L48 263L49 264H53V262H54L53 259L54 258L56 259V256H57V259H60V257L58 256L60 254H62L60 256H63V257H64V255H71L72 254V251L75 250L74 248H77L78 247V245L76 243L73 244L74 242H71V243L69 242L71 240V238L69 236H67V237L64 236L65 237V239H64L65 241L61 240L62 243L59 242L60 238H58V239L56 238V240H58V242H54L53 243L51 241V239L49 238V236L51 237L53 235L54 239H55V237H58V236L61 237V236H63V234H59L58 236H54L55 233L60 232V231H57L60 228H56L57 230L54 229V230H51L50 232H49V230H46L48 232H46L45 230H43V231L41 230L42 229L41 228V225H43L47 220H49V218H50V220H52V218L50 217L51 215H47V212L48 211L45 212L46 213V216H45L43 214L44 213L43 210L44 211L45 210H48V207H50L51 201L53 200V198H55L54 197V192L55 191H58L59 188H61V189L64 188L61 191V193H60V197H59V200L60 201H65L64 204L69 203V205L71 207H73V208H76L77 207L76 209H79V210H81V209L84 210L85 209L84 211L86 212V215H85V213H83V215L81 216V218L79 216L80 214H78L77 216H75L74 217L75 219L72 217L73 218L72 220L74 222L73 227L77 228L79 226L78 224H80L81 222L82 223L84 222L89 227L100 228V230H102L101 232H105V231L106 232L110 231V233L114 232V234L113 233L112 234H106V235L110 236V238H108V236L106 237L105 234H103L105 237H103L101 235L102 237L100 236L98 239H103L104 238V240H100V244H99V247L100 248H97L96 250L94 249V252H93V249L92 250L91 249H87L88 251L91 250V251H89V253L91 252V255L88 254V251L86 250V252H87L86 257L89 256V259H91V262H92V263L90 262L91 264H93L94 262L96 264L97 263L98 264H102L103 262L106 263V264H110L111 262H113L114 264H119V261H120V263L122 262V264H264V247H263L264 246V225H261V224H263V221L261 222L259 220L260 217H256L255 218V217H252V216H249V215H247V216H240V219H238L239 216L238 217H234L232 220H234L235 226H234V229H232V227H231V230L232 231H230V229H228L227 227L226 228L228 230L226 228H224L223 226H221L222 228H224V231H223V229L218 226V225H221L219 223L222 221V219H220L221 217H218V219H214L215 220L214 222H216V220H218V222L216 224H218L217 226H218L219 229L216 226V228L218 230L217 229L212 230V228H211V230H209L210 233L213 236L212 237L213 241H211L212 239L209 238V236H210V235H208L209 234L208 233L209 231L208 230H207L208 232H205L204 231L206 229L205 228L203 230L196 231V233L198 232L197 233L198 234L197 237L198 238L200 237L201 239H198L197 238L198 239V242H194L195 241L194 240L193 241L194 243H193L192 242V239H190L191 238L190 237V232H188L185 229V225L182 223V221L180 219L181 218V212H180V210L181 209L183 210V208L186 207V206H188V204L190 206L192 204V201H193V203L196 201L195 202V204H196L199 201L201 202L202 200H207L206 197H207L208 194L206 196L205 195L203 196V194H200V195H197V196L195 194L194 195H190L191 192H193L194 190H198V189L191 188V187H194L193 185L189 189H187V190L186 189H181V183H179V182H176V183L173 182V183H166L167 185H163L162 186L163 189H159L160 191H157L159 193L156 192V194H158V195H155V196H153L154 195L153 194L154 192L150 193V192L146 191L147 189L145 190V188L144 189L143 188H140V191L142 190L141 192H143V191L145 192L146 191L147 193L153 194L152 195L153 198L152 197L150 198V196H151L150 194H149L150 196L148 194L146 196V194L143 192V194H145L144 195L145 199H144V197H140L141 194H140V192L137 189H135V191L137 190L138 192H134V189L131 191V190H129V188L126 185L124 186V184H123V187H121L122 184L119 183L120 184L119 185L120 187H119L117 185L118 183L113 182L110 179L108 181H105V179L103 177V176H105L104 175L105 173H100V175H99V171H101V169L99 170L98 167H97L98 165H100V163L97 161L98 160L97 156L99 155V153L102 154L103 152L101 151L102 149L99 148L97 150V148H96L97 146H99L103 142L101 141V139H98V138H96V139L95 138H90V135L92 133L94 134L93 131H95V130H92V128L93 129H98L97 128L98 125H96L97 122L96 123L93 122L94 121L93 119H96L95 121H98L99 119L91 116V114H90V113H92L91 108H93L94 107V104H95L93 102H95V100L97 99V95H96L97 93L94 92V94L96 95L95 96V95H93V93H91V91H93V90L90 91V89H88V90H85V92L83 91V94L85 93L84 98H85V96L87 94H88L87 96H89V91L92 94V95L90 94L91 95L90 96L91 99L93 98L91 100V102H89V103H87V102L85 103L84 102L85 105L87 104L86 106H84V108L82 107V105H83V102L82 101L81 102L79 101L77 103L73 102L75 104V106L78 103L82 104L81 106H80V104H78V106H80L83 109L82 110L80 107H75L74 104H72V101H74V99L76 101V97H77V99L79 97V96H77V92L75 90H73V91L71 90V94H69V96L66 97V98H68L67 99L68 100L67 102H69V103L66 104V102L64 101V97L66 96V94L63 95V93H65ZM215 91L219 92L218 94L223 95V96L220 95L222 98L219 97L218 94ZM18 93H20V92H17V94ZM56 94L58 95V93H56ZM56 94H55V96H56ZM80 94H81V92H80ZM83 94L80 95V97H82ZM61 95H63V96H61ZM24 97L26 98L27 95H25ZM17 99H20V101L17 100ZM80 99H82V98H80ZM80 99H78V100H80ZM59 101H62V103H64V104H61V102H59ZM229 101H230V99H229ZM223 102H225V103H223ZM60 104H61V106H60ZM222 104H224V105H222ZM225 104H226V106H225ZM10 106H8V107H10ZM15 106H16V108H15ZM18 107H19V111H16ZM62 107L64 109H60ZM65 107L66 108L68 107V108L66 109ZM228 108H229V106H228ZM79 109L82 110L83 113ZM11 112H10V114H11ZM93 113H94V111H93ZM84 115H85V117H84ZM90 116H91V118L89 120L88 117H90ZM68 118L71 121H67ZM245 120H246V118H244V121ZM244 123H246V122H244ZM5 124H8V125H6L7 127L4 126ZM248 125L249 124L246 125V128H248ZM9 126H10V128L8 129ZM90 128H91L92 131L90 130ZM251 128H252L253 131L255 130L254 132H257V134H258L259 131L256 130V128L255 129L253 127H251ZM96 131H98V130H96ZM108 132L109 131H107V133ZM247 132H250L251 133L252 131H250V128H249ZM108 134L110 135V133H108ZM91 137H92V135H91ZM93 137H95V136H93ZM109 140H110V142L113 141L111 139H109ZM110 142H105V143L109 144ZM5 143H6V146H5ZM93 144L94 145L96 144V146L94 147ZM111 144H112V142H111ZM111 144H109V145L112 146L113 144L112 145ZM92 149H94V150L96 149V150L94 151ZM110 149L113 151V146ZM8 152H9V154H8ZM105 152L106 151H104V153ZM3 153H1V154H3ZM104 153H103V155H104ZM55 154H57L58 156L55 155ZM106 154H107V152H106ZM50 155H52V156L55 155L58 158L55 157V156H53L51 158ZM108 155H111V153L109 152ZM2 156L5 157V155H2ZM2 156H0V159L3 158ZM99 156H101V155H99ZM22 157H24L25 160H21ZM26 157H28V158H26ZM59 157H61V158L59 159ZM40 158L42 160L44 159V161H40ZM37 159L39 160L40 163L38 162ZM99 161H100V158H99ZM42 162H43V164L41 166H37L38 168L36 167V169L31 170V172H29L30 170L27 171L25 169V168L29 169L28 167H29V165L31 163H32V166L30 165V169H32V167L34 165L36 166L38 164H41ZM77 162H79V163H77ZM46 163H48V164H46ZM103 164L100 167H102V168L106 167L105 168L106 170L107 169H110L111 166L113 168V164L111 165V162H106V160H105L103 162ZM108 166H109V168H108ZM22 168H24V170H23V173L24 174H21L22 173V171H21ZM3 169L5 170V172H4ZM11 169L13 171H11ZM203 170L205 171V169H203ZM2 171H3V173H2ZM7 171H8V173H7ZM102 171H104V170H102ZM204 171H203V176L206 173L205 176H204L205 178L202 175L201 176L199 175L200 170L197 171L198 173L196 171H194V172L192 171V173H197L198 174V177H201V179L199 181L202 180V182H203V179H205L208 182V181H210V176L208 178L209 180L206 179V178H207L208 174H212V173H210V172L208 173L207 170L205 172ZM27 173H28V175H27ZM37 173H39V174H37ZM101 174H103V176ZM213 175H211V176L213 177ZM214 176L216 178L217 175H214ZM102 177H103V179H102ZM215 180L213 178V183H215ZM108 182H110V183L108 184ZM208 183L211 184L210 182H208ZM35 184H37V185H35ZM213 188L210 185V189L211 190H214ZM116 189H117V191H115ZM126 189L128 190V192H127ZM161 190H164V191L162 192ZM50 191H53V192L50 193ZM120 191H121V193L123 191L124 192L121 194ZM175 191L177 192V197L175 199H173V201H169L166 198V194L167 193H170V192L171 193H174ZM113 193H115V194H113ZM160 193L162 194V196H161ZM215 193L218 194V192H215ZM125 194H128V195L125 196ZM137 194L140 195V196H138ZM217 194H215L214 195V198H213V200H215L214 201L215 203L214 202L209 203V204L206 203L203 206H200L201 207L200 210H202L200 213L204 214L206 212L204 210L205 208H206V210L207 209L208 210L209 209H212V210H214L216 212L218 210H222L221 208H222V205L223 204H221V203H223V202L218 199V197H220L221 195L219 194L220 195L219 196ZM135 195H136V197H135ZM137 196L140 197V200L141 201H145L148 198L147 200H149V201L151 200L150 202H152L155 199L152 202V204L157 203L159 207L156 206L157 204H155V206L158 207V210H160V211H158L157 208H154L155 206L152 207L153 205L151 206V204H150L149 201L148 202H149L150 205L147 204L146 203L147 200L145 201L146 204L144 202H139V200H138L139 198ZM160 196H161V198H159ZM163 196H164V198H163ZM135 198L136 199L138 198V199L136 200ZM160 199H162V200H160ZM67 200L69 202H67ZM25 201H29L27 203L32 202V204H35L33 202H36L38 208L36 207V204L29 207V204H27ZM261 201H263V200H261ZM261 201L255 202L254 200H246V203L248 205H251V206H254L255 207V206H259V204H257V203H260ZM24 202L26 203L27 206L24 207L23 208L24 210L22 211V207L25 205ZM165 202H166V204L164 205ZM13 204H14V207H16V210H17V208L20 209L19 211H21V212H19L17 210V212H19L20 215L17 213V215L15 216L16 210L14 209L13 206H12L13 208H10L11 205H13ZM19 204H21V205L23 204V205L20 206ZM161 204L163 205V207H160V206H162ZM196 205H198V203ZM196 205L192 204L191 206L196 207ZM34 207H36V208H34ZM200 207H198V209ZM9 208L11 210H9ZM146 208H148V209H146ZM12 209H14V210H12ZM31 209H32V211L34 210L35 213L36 212L37 213L34 214V211L32 212ZM149 209L150 210L153 209L152 210L153 212L152 211L150 212ZM7 210L9 211V215H8V211ZM11 211L14 212L15 214L12 213ZM24 211H25V213H24ZM29 211L32 212L33 215ZM28 212L32 216L30 215L31 217L29 216V217H27V219H25V217L27 215H29ZM160 213L161 214L163 213L164 216H162ZM3 214H5V216H3ZM23 214H25V217L23 216ZM89 214H90V216H89ZM42 215L45 216V217H47V218H45L47 220L44 219L45 220L44 223H43V221H41L42 220L41 219L42 218ZM216 216H215V218H216ZM23 217H24V219H23ZM32 217H33V219H31ZM28 218H30L31 220H28ZM204 218L201 219V222L202 223H204ZM7 219H9L8 222L6 221ZM10 219L11 220L13 219V222L12 223H10L11 222ZM94 220H95V222H94ZM205 220H206V218H205ZM25 221H28L27 223L32 222L31 223L32 225L31 224H26ZM40 221L42 222V224H41ZM75 221H77V222H75ZM61 222H63V220H61ZM207 223H205V224H207ZM58 224H60V223H58ZM65 225L63 224V226H65ZM95 225H98V226H95ZM21 226L24 227L25 229L22 228ZM27 226L30 227L31 229L28 228L29 230L28 229L26 230ZM31 226H33V227H31ZM236 227H237V229H236ZM34 228L36 230L35 231L36 233H34ZM18 229L21 230V232ZM10 230H11V232H10ZM24 230H26L27 232L24 231ZM40 230L42 231L41 232V236H40ZM52 231H54L55 233L52 232ZM8 232H9V236L7 235ZM25 232H26V234H25ZM31 232H33V233H31ZM43 232L49 233V235L46 234V233L44 234ZM218 232L220 233V235H218L219 234ZM224 232H226V233H224ZM28 233H29V235H28ZM52 233H54V234H52ZM36 234H37L38 237L36 236ZM14 235H15V237H14ZM55 235H57V234H55ZM225 235H227V238H226ZM45 236H46V238H45ZM94 236L95 235H93L92 237H94ZM42 237L44 238V241L45 242L43 241ZM64 237H61V238H64ZM68 237H69V239H68ZM22 238L24 240H22ZM27 238H29V239H27ZM48 238L50 239V242L51 243L49 242V239ZM66 238L68 240H66ZM14 239H15L16 242H14ZM39 239H41V240H39ZM202 239L204 241H202ZM19 240H21L22 242L19 241ZM37 240L39 242L40 241L41 242L43 241V245H46V246L47 245H51V244L53 245V244H56L57 243L56 246L58 244L60 246L63 244V247L62 246L61 247L60 246L59 247L57 246V248H59V249H57L58 251L56 252V254L53 253V252H52L53 254L51 252H48L49 253L48 254L46 252L48 250H45V249L40 250L41 248L44 247L43 245H41V244L40 245L39 244L37 245V243L36 244L35 243L33 244V242H36ZM190 240H191V242H190ZM208 240H210V241H208ZM224 240L227 241V243ZM5 242L6 243L8 242L7 243L8 246L7 245L6 246L3 245ZM204 242H205V245H204ZM10 243H12V244H10ZM25 243H27V244H25ZM206 243H207V245H206ZM18 244H20V245H18ZM28 244H29L30 247H28ZM208 244L211 245V246H209ZM70 245H71V247H70ZM31 246L33 248H35V251H32L33 248L30 249ZM38 246L40 247V249H38L39 248ZM72 246H75V247L73 248ZM2 248H4V249H2ZM16 248L18 249L17 251H16ZM70 248H72V251H70ZM5 249L7 250V252H6ZM23 249H25V251L29 252L28 253L29 256L26 254L27 252H25L23 254L24 256L21 255V257H20V254H18V253H20V252L23 253L24 252ZM9 250H11V252ZM61 250H64V251L66 250L65 251L66 254L64 253V255H63L62 252H59ZM67 251L69 252V254H68ZM99 251H101V253L103 251L105 252V255L104 256H106L105 257L106 259L103 258V257H101L103 255H100L99 254ZM32 252H34L33 255L36 254V256H33L32 255L34 257V260L35 259H38V260L33 261V257L30 256V254H32ZM58 252L60 254H58ZM95 252H97V253L94 254ZM14 253L15 254L17 253L16 254L17 258L14 257L15 256ZM108 253L114 254V255H112V254L109 255V257L113 256V258L114 257L115 258L114 259L113 258H108V256H107ZM92 254H94V256H92ZM43 255H44V257L47 256V255L48 256L44 258ZM49 255L51 257L54 255L55 257H52L51 260H50ZM95 257L97 259H95ZM130 257H131V259H129ZM99 258H101L102 261L105 259V261L102 262ZM7 259H8V261H7ZM132 259H133V261H132ZM86 260H87V258H86ZM99 260L102 263H100ZM109 260H112V261H109ZM114 260H115V262H114ZM22 261H21V263L23 264L24 262H22ZM80 261H78V262H80ZM26 263H24V264H26ZM87 263H89V262H87ZM40 264H42V261H41ZM84 264H86V262Z\"/></svg>",
  "mask_w": 264,
  "mask_h": 264
}]
</instances>
